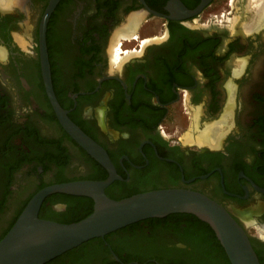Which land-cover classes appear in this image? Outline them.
Masks as SVG:
<instances>
[{"label": "flooded vegetation", "instance_id": "1", "mask_svg": "<svg viewBox=\"0 0 264 264\" xmlns=\"http://www.w3.org/2000/svg\"><path fill=\"white\" fill-rule=\"evenodd\" d=\"M50 2L0 0V239L49 186L188 188L223 204L264 264V0H59L47 17ZM50 88L110 166L65 128ZM95 205L55 192L39 217L72 223ZM224 249L174 212L45 264H232Z\"/></svg>", "mask_w": 264, "mask_h": 264}, {"label": "water", "instance_id": "2", "mask_svg": "<svg viewBox=\"0 0 264 264\" xmlns=\"http://www.w3.org/2000/svg\"><path fill=\"white\" fill-rule=\"evenodd\" d=\"M59 0H51L47 17ZM46 23L42 26L45 36ZM48 63V57H44ZM48 82L51 85L50 75ZM51 98L65 128L94 156L111 165L107 152L66 114L52 88ZM108 182L80 181L49 186L36 194L14 226L0 240V264H45L62 253L131 223L174 212H188L215 230L232 264H262L246 229L219 201L188 188L155 189L123 199L105 193ZM87 194L95 198L94 211L72 223L39 217L44 199L51 193Z\"/></svg>", "mask_w": 264, "mask_h": 264}, {"label": "bare ground", "instance_id": "3", "mask_svg": "<svg viewBox=\"0 0 264 264\" xmlns=\"http://www.w3.org/2000/svg\"><path fill=\"white\" fill-rule=\"evenodd\" d=\"M201 140H202V141H207V140H208L207 137H206V134H203V135L201 136Z\"/></svg>", "mask_w": 264, "mask_h": 264}, {"label": "trees", "instance_id": "4", "mask_svg": "<svg viewBox=\"0 0 264 264\" xmlns=\"http://www.w3.org/2000/svg\"><path fill=\"white\" fill-rule=\"evenodd\" d=\"M6 234H7V233H6ZM6 234H5V235H6ZM5 235H4V236H5ZM4 236H3V237H4ZM3 237H1V239H2ZM1 239H0V240H1ZM224 250H225V249H224ZM225 252H226V251H225Z\"/></svg>", "mask_w": 264, "mask_h": 264}]
</instances>
